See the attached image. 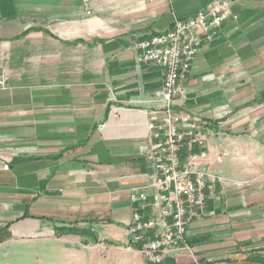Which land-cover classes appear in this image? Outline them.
<instances>
[{
	"label": "crops",
	"instance_id": "obj_1",
	"mask_svg": "<svg viewBox=\"0 0 264 264\" xmlns=\"http://www.w3.org/2000/svg\"><path fill=\"white\" fill-rule=\"evenodd\" d=\"M208 1L0 0V264H151L126 224L162 73L135 44ZM229 1L173 106L218 179L160 264H264V0Z\"/></svg>",
	"mask_w": 264,
	"mask_h": 264
},
{
	"label": "built area",
	"instance_id": "obj_2",
	"mask_svg": "<svg viewBox=\"0 0 264 264\" xmlns=\"http://www.w3.org/2000/svg\"><path fill=\"white\" fill-rule=\"evenodd\" d=\"M230 18L236 20L237 16L229 0H210L189 16L172 14L170 29L135 44V61L154 65L162 73L158 91L161 116L148 121V144L143 151L152 174L146 185L130 190L126 224L127 245L138 249L151 264H160L180 243L188 248L187 227L194 218L206 214L205 190L218 179L201 167L205 155L201 120L173 110V106L184 90L196 53ZM5 83L1 79L0 87Z\"/></svg>",
	"mask_w": 264,
	"mask_h": 264
},
{
	"label": "trees",
	"instance_id": "obj_3",
	"mask_svg": "<svg viewBox=\"0 0 264 264\" xmlns=\"http://www.w3.org/2000/svg\"><path fill=\"white\" fill-rule=\"evenodd\" d=\"M6 228H7V226L4 227L2 230H0V232H3ZM94 240H95V238H94Z\"/></svg>",
	"mask_w": 264,
	"mask_h": 264
}]
</instances>
